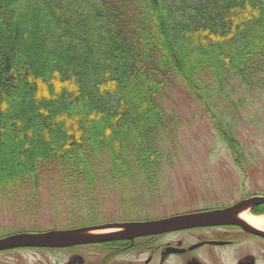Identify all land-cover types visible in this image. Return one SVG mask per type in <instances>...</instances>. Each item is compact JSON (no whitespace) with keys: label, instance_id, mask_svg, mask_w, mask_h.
<instances>
[{"label":"trees","instance_id":"trees-1","mask_svg":"<svg viewBox=\"0 0 264 264\" xmlns=\"http://www.w3.org/2000/svg\"><path fill=\"white\" fill-rule=\"evenodd\" d=\"M27 21L42 34L45 67L15 56ZM234 79L264 86V0H0V156L29 122L45 134L71 123L26 165L4 168L1 158L0 180L47 175L89 195L106 174L151 175L177 119L163 103L179 85L232 147L213 102ZM23 89L33 97L29 122L9 105Z\"/></svg>","mask_w":264,"mask_h":264},{"label":"rangeland","instance_id":"rangeland-1","mask_svg":"<svg viewBox=\"0 0 264 264\" xmlns=\"http://www.w3.org/2000/svg\"><path fill=\"white\" fill-rule=\"evenodd\" d=\"M24 23L20 22L22 33L15 43V56H35L39 67H45L51 60L45 58L41 49L42 34L28 21ZM41 72L40 69L37 74ZM167 95L169 100L163 105L168 112L177 114V119L170 125L172 132L163 142V155L151 175L143 171L135 174V181L134 174H106L101 188L89 195L82 193L83 183L79 191L64 185L67 192L47 175L42 181L0 180V236L33 228L56 229L66 226L67 217L81 220L82 224L156 219L226 204L239 198L230 195L234 187L245 186L246 194L264 190V86L252 88L234 79L216 92L214 111L224 131L237 142L232 147L222 141L214 120L181 85ZM217 95L223 96L220 99ZM32 98L30 89L16 92L9 101L13 116H24L29 122ZM29 123L24 126L22 137L12 138L2 147V167L10 168L13 161L17 168L20 163L26 165L30 154L33 156L66 136L71 124L67 122L66 129L63 122H53L45 134ZM235 163L243 169L241 173ZM111 165L105 171L115 168Z\"/></svg>","mask_w":264,"mask_h":264},{"label":"flooded vegetation","instance_id":"flooded-vegetation-1","mask_svg":"<svg viewBox=\"0 0 264 264\" xmlns=\"http://www.w3.org/2000/svg\"><path fill=\"white\" fill-rule=\"evenodd\" d=\"M231 191L232 197L239 195V198L217 207L177 214L230 209L246 198L264 195L259 194L264 190L246 194L248 190L242 186L234 187ZM241 213L251 217L264 216V204L253 206L244 212L242 208H237L227 219L212 225L173 229L132 238L103 237L96 242H72L65 246L11 247L0 250V264H264V235L256 233L264 232V229L243 220ZM164 217L166 216L156 220ZM233 220H241L247 227L243 228ZM129 221L132 220L82 224L81 220H68L66 226L51 231H79L101 227V230L84 233L105 236L115 232L106 231L105 228ZM44 231L47 230L33 228L10 235Z\"/></svg>","mask_w":264,"mask_h":264},{"label":"water","instance_id":"water-1","mask_svg":"<svg viewBox=\"0 0 264 264\" xmlns=\"http://www.w3.org/2000/svg\"><path fill=\"white\" fill-rule=\"evenodd\" d=\"M264 203V198L256 197L237 204L231 209L222 211H211L207 213L188 214L172 216L160 220H151L146 222H130L126 224L117 225L124 228L112 237H138L148 235L156 232L170 231L173 229L188 228L200 225H212L218 221L225 220L237 208ZM234 223L241 225L243 228L246 226L240 222L233 220ZM76 232H45L40 234H17L0 239V250L8 249L17 246H41V247H54L65 246L72 242H88V240H100L98 237H88L74 235ZM262 234V233H259ZM264 235V234H262ZM100 238V237H99ZM110 238V237H109Z\"/></svg>","mask_w":264,"mask_h":264},{"label":"bare ground","instance_id":"bare-ground-1","mask_svg":"<svg viewBox=\"0 0 264 264\" xmlns=\"http://www.w3.org/2000/svg\"><path fill=\"white\" fill-rule=\"evenodd\" d=\"M240 217L245 221L251 223L253 226L264 229V218L251 217L246 213H241Z\"/></svg>","mask_w":264,"mask_h":264}]
</instances>
